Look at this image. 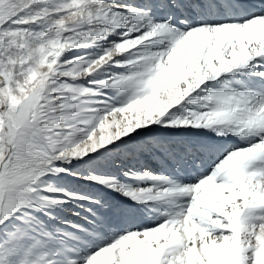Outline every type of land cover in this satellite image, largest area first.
Wrapping results in <instances>:
<instances>
[{"label": "snow or ice", "instance_id": "snow-or-ice-1", "mask_svg": "<svg viewBox=\"0 0 264 264\" xmlns=\"http://www.w3.org/2000/svg\"><path fill=\"white\" fill-rule=\"evenodd\" d=\"M0 264H264V0H0Z\"/></svg>", "mask_w": 264, "mask_h": 264}]
</instances>
